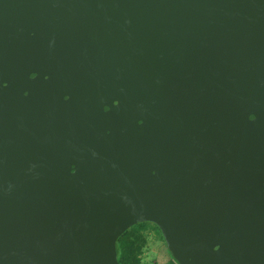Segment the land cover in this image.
<instances>
[{
    "label": "water",
    "instance_id": "obj_1",
    "mask_svg": "<svg viewBox=\"0 0 264 264\" xmlns=\"http://www.w3.org/2000/svg\"><path fill=\"white\" fill-rule=\"evenodd\" d=\"M264 264V0H0V264Z\"/></svg>",
    "mask_w": 264,
    "mask_h": 264
},
{
    "label": "trees",
    "instance_id": "obj_2",
    "mask_svg": "<svg viewBox=\"0 0 264 264\" xmlns=\"http://www.w3.org/2000/svg\"><path fill=\"white\" fill-rule=\"evenodd\" d=\"M150 225L159 232L166 244L160 228L155 223L149 221L139 222L126 230L117 240V252L120 264H142V254L146 243L144 232ZM167 250L170 258H168L165 264H179L172 256L168 247Z\"/></svg>",
    "mask_w": 264,
    "mask_h": 264
},
{
    "label": "rangeland",
    "instance_id": "obj_3",
    "mask_svg": "<svg viewBox=\"0 0 264 264\" xmlns=\"http://www.w3.org/2000/svg\"><path fill=\"white\" fill-rule=\"evenodd\" d=\"M144 234L146 243L142 254V264L167 263L170 254L159 232L150 225Z\"/></svg>",
    "mask_w": 264,
    "mask_h": 264
}]
</instances>
